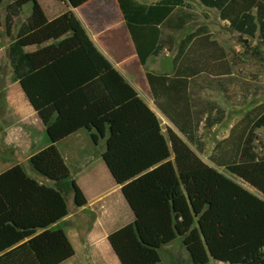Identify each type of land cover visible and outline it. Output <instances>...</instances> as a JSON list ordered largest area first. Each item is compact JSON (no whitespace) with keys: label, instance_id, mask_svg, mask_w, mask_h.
Wrapping results in <instances>:
<instances>
[{"label":"trees","instance_id":"obj_1","mask_svg":"<svg viewBox=\"0 0 264 264\" xmlns=\"http://www.w3.org/2000/svg\"><path fill=\"white\" fill-rule=\"evenodd\" d=\"M4 0H0V9ZM49 19L37 0H10L0 12V28L10 39L9 83L45 129L48 143L30 159L34 172L55 187L70 179L69 151L85 152L105 140L102 159L129 206L134 221L108 235L119 264H160L159 251L181 239L189 264H264V201L244 192L227 227L204 244L178 174L208 166L196 151L203 149L200 129L221 124L225 113L204 101L205 91L219 92L233 107L258 97L260 89L235 79L225 50L207 27H198L177 46L171 75L146 74L157 110L175 131L162 134L156 115L116 70L98 76L71 33L62 12L91 0H54ZM215 10L246 49L264 48V0H197ZM136 58H149L174 48V33L196 18L183 0L143 6L116 0ZM29 16L16 28L22 9ZM264 129V102L245 110L226 139L218 142L209 164L227 170L264 197V158L255 153V132ZM196 149V151H195ZM171 158L173 159L171 161ZM73 204L87 201L70 184ZM68 216L63 194L40 185L16 165L0 174V264H64L75 255L65 233L51 228Z\"/></svg>","mask_w":264,"mask_h":264},{"label":"crops","instance_id":"obj_2","mask_svg":"<svg viewBox=\"0 0 264 264\" xmlns=\"http://www.w3.org/2000/svg\"><path fill=\"white\" fill-rule=\"evenodd\" d=\"M134 1L143 6H151L162 0ZM37 2L39 3L38 0ZM40 6L49 19L54 13H58L57 4L54 0H47L45 6L43 4ZM47 9L54 10L50 12ZM0 12L3 21L4 12H2V8ZM49 13L52 15L49 16ZM29 14L30 11L28 16ZM62 15L70 26V34L79 42L95 73L101 76L112 69L118 71L156 115L160 122L162 134L165 135L166 128L175 131L155 107L146 81V74L171 75L173 73V59L177 52V46L184 38V35L181 34L182 31L174 33L177 42L170 52L163 50L158 57L149 58L145 66L141 67L116 0H91L78 9L67 7L63 10ZM25 19L21 20V23ZM1 30H3L2 27ZM216 42L223 48L218 41ZM7 48L8 46L5 48L6 51ZM164 52L167 56L171 55L167 67H163L159 63L164 58ZM0 54H2V49ZM10 75L11 69L8 67L4 79L5 83L0 86V115L2 114L6 119L12 116L18 124H22L23 119L17 114V111H22L26 103L22 99L20 88L9 83ZM1 78L2 75L0 74ZM219 108L224 111V107L219 106ZM29 110L35 116L33 110L31 108ZM243 114L244 112L237 114L234 119L227 123V127L219 130L220 126L226 122L225 113L223 122L210 129L212 133L217 132L216 142L207 151L203 149V157L198 156L208 166L206 170L178 174L181 191L189 203L195 226L199 230L204 244L222 236L239 198L244 192H249L264 201L261 194L234 177L227 170L217 168L208 162V157L216 144L228 137L230 129ZM3 121L0 119V122ZM210 130H202L201 128L200 133ZM31 145H34L32 141ZM39 146L37 145L35 148ZM80 146L79 149L68 152L70 161H67V164L71 170L70 179L67 183H75L85 196L87 205L83 208H76L73 204L70 208L67 202L68 216L51 229L62 230L74 250V257L64 264H119L107 238L112 232L132 224L134 216L121 194V187L114 183L102 159L105 152V140H101L97 148L90 152H85L83 146ZM35 153L31 154L26 161ZM255 153L258 157L264 158V155L260 156L256 151ZM19 165L21 166V164ZM65 184L63 183V185ZM52 186L54 187L53 184ZM68 199L73 200V194ZM172 249L174 247L170 244L159 251L160 264H162L161 255L164 253L170 255ZM183 251L185 252L182 246L178 255L182 254ZM184 254L186 256L185 262L189 264L186 252ZM212 263L218 264L213 261H210L209 264Z\"/></svg>","mask_w":264,"mask_h":264},{"label":"rangeland","instance_id":"obj_3","mask_svg":"<svg viewBox=\"0 0 264 264\" xmlns=\"http://www.w3.org/2000/svg\"><path fill=\"white\" fill-rule=\"evenodd\" d=\"M9 1L10 0L3 1L1 7L2 12H4V7ZM38 1L44 6L47 4V0ZM183 1L189 9V12L194 14L196 18L182 31L181 34L186 36L194 32L198 27H207L212 34L213 39L218 41L227 53L229 60L232 63V72L235 79L237 78L238 80L245 81L252 87L260 89V95L258 97L248 98L245 105L236 108L229 105L219 92L205 91L200 95L204 101L214 102L218 107H224L226 122L220 126L219 130H221L224 127H227V123L234 119L237 114L245 112V110L264 102V48L259 47L256 40L243 38L244 40H247L248 45L251 48H255L258 52L254 53L253 50L244 48L238 41L237 35L229 30L227 24L219 20L218 13L215 10L203 8L197 0ZM53 10L47 9V11L50 12ZM29 11L30 6H26L22 9L20 20L16 22V26H19L21 20L28 16ZM50 15L52 14L49 13V16ZM176 42L177 41L175 40V46ZM9 44L10 39L6 37L3 29L0 31V50L2 49V54H0V74L2 75L0 86L4 85L5 75L7 74L8 67H10L6 54L7 51L5 50L6 46ZM3 54L5 55L3 56ZM163 57L164 58L160 60L159 63L163 67H167L170 63L171 55L167 56L166 52H164ZM17 114L22 117V124H18L12 116H10L11 118L6 119L2 114L0 115L1 121H3L2 119L4 118V121L0 122V174L13 166L21 164L22 169L29 178L35 180L40 185L59 190L71 208L73 206V200L68 199L72 194L70 184L65 182V185L60 184L56 187L54 186V188L52 183L32 170L29 160L26 161L31 154L37 152L48 143L45 129L38 123V121H36L35 116L29 110L27 105L23 107L22 111H17ZM216 134L217 132L212 133L211 130L202 131L200 133L204 150L206 149L207 151V149H210L215 144ZM31 141L34 145H31ZM37 145L40 146L35 148ZM254 147L255 151L260 156L264 155V129L255 132ZM203 149L200 152L195 149L196 154L200 158L203 157ZM172 245L174 249H172L170 255L169 253L161 255L162 264H187L185 262V252L183 251L182 254L178 255L182 248L181 239H177Z\"/></svg>","mask_w":264,"mask_h":264}]
</instances>
